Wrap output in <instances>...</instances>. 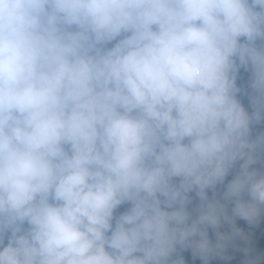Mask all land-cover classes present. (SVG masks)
I'll return each mask as SVG.
<instances>
[{
  "label": "clouds",
  "instance_id": "1",
  "mask_svg": "<svg viewBox=\"0 0 264 264\" xmlns=\"http://www.w3.org/2000/svg\"><path fill=\"white\" fill-rule=\"evenodd\" d=\"M0 264H264V0H0Z\"/></svg>",
  "mask_w": 264,
  "mask_h": 264
}]
</instances>
